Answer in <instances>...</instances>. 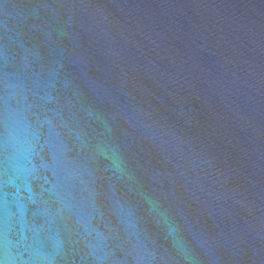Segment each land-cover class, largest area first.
<instances>
[{
    "label": "water",
    "instance_id": "water-1",
    "mask_svg": "<svg viewBox=\"0 0 264 264\" xmlns=\"http://www.w3.org/2000/svg\"><path fill=\"white\" fill-rule=\"evenodd\" d=\"M5 224L38 264H264V0H0Z\"/></svg>",
    "mask_w": 264,
    "mask_h": 264
},
{
    "label": "clouds",
    "instance_id": "clouds-1",
    "mask_svg": "<svg viewBox=\"0 0 264 264\" xmlns=\"http://www.w3.org/2000/svg\"><path fill=\"white\" fill-rule=\"evenodd\" d=\"M30 240L26 231L9 228L7 224L0 227V250L7 259H0V264H38L29 260L28 245Z\"/></svg>",
    "mask_w": 264,
    "mask_h": 264
}]
</instances>
